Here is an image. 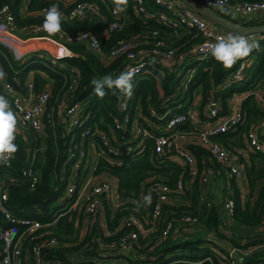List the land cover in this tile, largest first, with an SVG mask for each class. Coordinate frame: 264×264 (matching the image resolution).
<instances>
[{"label":"trees","instance_id":"1","mask_svg":"<svg viewBox=\"0 0 264 264\" xmlns=\"http://www.w3.org/2000/svg\"><path fill=\"white\" fill-rule=\"evenodd\" d=\"M22 1L0 0V7L7 5L16 27L28 30L39 25L43 28L46 13L41 14V8L47 4H56L62 14L61 31L50 35L60 38L61 33L72 35L82 29H89L96 34L103 51L127 40L128 37L144 39L146 43L142 42V44L149 45L151 38L147 34L151 30H157L159 35L166 38L172 34L171 26L159 22L154 16L136 14L137 0H128L127 11L131 19L121 29L107 33L103 31L104 20L111 14L106 0H95L101 7L102 15L82 13L72 21H67L64 15L80 0H29L25 8L21 7ZM142 3L148 12L152 13L158 9L154 0H142ZM227 16L244 24L264 22L262 16L251 19ZM189 35L186 34V36ZM28 39H32L28 42H33L30 43L31 46L45 43L47 45L45 48L52 52L58 51L49 38L30 37ZM65 43L78 55L61 56L57 58V64H53L43 53L33 52L30 49L17 54L6 43L0 41V63L9 80L13 81V77L17 76L20 79V84L15 85L21 88V84L32 72L31 81L35 92L46 87L50 89L48 107L44 114L43 132L38 133L29 126L24 128V132L16 131L14 143L17 145V152L13 154L9 166L0 164V180H4V185L8 189L7 205L13 215L17 217L30 216L42 222L54 220L53 213L60 206L58 200L63 193L65 181L60 176L61 166L68 149L73 145L72 143L79 141L80 133L87 130L86 136L99 151L96 155L93 173L106 172L112 175L116 180L118 197L123 201L114 212L107 205L104 206L105 229L120 233L121 217L133 207H138L135 198L139 199L140 193L146 189L148 183L161 180L174 187L180 177L184 180L189 179L187 165L173 160L170 157L172 151H166L162 155L153 153L154 136L157 132L155 129L153 130L151 124H160L172 113L186 109L187 104L185 105L184 101L190 100V93L195 86H201L204 103L210 90H214V96L220 99H218L220 109L217 117L227 111L226 101L233 92L247 91L261 80L264 86V33L261 39L255 43L258 47L253 48L248 55L251 57V63L245 76L224 88L218 87L220 86L218 84L225 81L228 74L234 72L239 60L231 68H225L212 54L199 60L194 63V70H190L188 73L190 78L187 81L186 90L181 83L180 75L178 76L167 69L165 72H159L152 66L157 61L153 56L148 55L146 66L139 72H135L133 77V94L131 98H128V106L132 116L134 107L139 108L138 122L143 126L142 128L150 131V135L141 136L144 144L142 152L117 153L116 156L120 158L121 162L110 163L109 156L113 153L109 151V146L103 143L98 131L105 132L109 137L110 145L118 148L125 146L127 140L132 136L129 134L128 128L126 131L118 128L112 119L114 114L119 113L117 106L122 94L116 90L106 89L107 94L103 99H99L91 82L93 79H99L105 75L115 78L123 72V65L120 64L122 55L110 62H104L83 42ZM173 44L179 46V51L190 48L184 40L176 41ZM37 47H42V45ZM25 56L26 58L23 59ZM192 65H188L187 68L190 69L193 67ZM68 71H73L79 76L73 100L84 101L83 112H89V117L74 128L72 125L73 116L65 115V105L62 100L63 92L68 85ZM0 95L8 99L1 88ZM202 106L203 104H201ZM151 109L154 111L151 112ZM240 110L244 116L243 122L229 126L225 131L214 134L213 138L226 145L229 143L244 144L242 134L262 120L264 110L260 108L253 93H248L242 99ZM165 112H167L166 115L162 116ZM144 117H147L149 121H145ZM128 126L127 123L126 127ZM181 126L184 127V125ZM41 145H44V149L39 152L37 148ZM189 147L196 157L198 172L205 165L218 167L214 159L206 161L202 156V152H207L202 144H189ZM28 153L30 156L35 154L40 168V180L33 188L29 187L26 180L22 181L21 175V169L26 164ZM244 173L250 197L242 204L238 187L233 182L231 197L234 206L228 219L220 218L218 208L213 204V201L210 206H204L198 202V177H195L185 190L188 202L164 204L163 217L169 218L190 213L197 217L195 223H199L205 233L192 236L184 233L180 235L170 233L159 243L156 240L159 230L153 232V235L156 236L150 237L151 240L139 233L137 241L128 249V251L133 249L135 253L132 254L126 250L121 251L115 257L98 251L95 240L98 232L94 228L80 237L74 216H69L67 213L60 215L47 226L61 240V244L46 247L42 251L43 259L56 258L67 264H184L186 261H190L191 264H220L229 257V251L232 250L231 258L234 259V264H264V151L249 152L248 164L244 165ZM10 177L14 180H10ZM133 197L134 199H132ZM141 210L143 209L141 208ZM0 220H2L1 215ZM1 223L5 225L3 221ZM181 226L184 225H177L178 230ZM223 226H227L228 231ZM242 230L251 232L243 234ZM46 235L42 234L37 240L45 238ZM101 235L103 236L102 233ZM103 237V240L108 239L107 236ZM224 242L227 245H224ZM1 244L0 238V251ZM74 255L82 256L83 260H75Z\"/></svg>","mask_w":264,"mask_h":264},{"label":"built area","instance_id":"2","mask_svg":"<svg viewBox=\"0 0 264 264\" xmlns=\"http://www.w3.org/2000/svg\"><path fill=\"white\" fill-rule=\"evenodd\" d=\"M199 1L223 14L238 18L251 19L257 16L264 17V0ZM28 3L29 0H23L21 7L25 8ZM106 3L111 14L109 18L104 20L103 31L107 33L121 29L131 17L127 10L122 13L114 12L116 7L115 0H106ZM154 3L158 5V9L151 13L145 10L142 0H137L135 13L143 14L144 16H154L159 22L171 26L173 33L166 38L165 36L159 35L157 30H151L147 34L151 38L149 45L142 44V42H145L144 39L140 40L135 37H128L127 40L119 42L110 49L103 51L100 48L96 34L89 29H82L72 35L61 33L60 38H55L53 36L51 37L41 26L35 25L27 31L35 35L41 34L38 37L56 39L57 43H61L62 51L56 53L47 48H38L37 46H32L28 50L31 49L33 52L43 53L48 57L50 62L57 64V58L63 56L62 52L64 51V47L68 55H78L77 52L71 51L65 43L76 41L85 43L104 62H110L114 58L122 55L120 64L123 65V72H139L146 66L148 55L153 56L157 61L152 66L159 72H164V69H162L164 65H168L170 68L175 67L179 63L178 61L183 60L184 57L185 63H181V65L185 66L187 63L193 64V67L190 68L193 71L195 68L194 63L209 57L211 55V46L217 43L221 37L226 38L230 34H241L248 39L249 43L255 44L263 36V33L260 32L242 33L232 29L219 31L208 22L205 15H201L182 0H154ZM50 6V4L44 5L40 13H46ZM82 13L102 15L101 7L97 1L80 0L64 17L67 21H72L78 14ZM180 28H185L190 36L192 35L196 38H193L195 42L194 46L181 52H179V46H174L173 44L178 41V37L175 34ZM21 30H25V28L16 27L14 18L9 12L7 5L0 7V41L6 43L17 54L22 53V50L18 49L16 40L30 38L21 36ZM181 53H183V56ZM190 57H195V60H191ZM25 58L26 56L23 57V59ZM187 60L188 62H186ZM250 63V56L239 59L237 62L238 66L230 74L232 79L239 80L243 78L247 73ZM0 68L3 69L1 63ZM67 75L68 85L63 92L62 98L65 105L64 111L66 116H73L72 125L77 126L89 117V112H83L84 101L73 100L74 89L79 82L78 74L73 71H68ZM189 78L190 76L186 78L185 83L181 82L184 88H187ZM15 84H20V79L17 76L13 77V81L9 80L7 76L4 80H0V88L8 96L12 111L17 118L16 131L24 132V128L29 126L36 132L42 133L44 130V114L50 98L49 87L35 92L30 76L24 80L21 88H18ZM258 87L261 89V93L256 89H251L250 93H253L255 96L260 95L259 99L264 103V88L262 82L258 84ZM213 97L211 96L207 103V116L209 117H217L220 109L219 103ZM117 107L119 113L112 116L113 123L122 130L126 131L128 128L129 134L132 137L127 140L125 146L118 148L110 145L109 137L105 132L101 130L98 132L103 143L109 146V151L113 153L109 156V161L114 160L116 163H120V158L116 154H122L124 151L142 152L144 144L141 136L150 135V131L142 128L143 126L139 124L138 107H134L133 116L131 115L128 106V97L121 95ZM153 111L151 109V112ZM166 113L162 116H165ZM144 120L149 121L147 117H144ZM196 120L194 110L192 108H186L172 113L160 124H151L153 130L155 129L157 132L154 136L153 153L162 155L166 151H172L180 158V163L187 165L189 179L184 180L180 177L174 187L169 186L161 180L148 183L146 189L140 193L139 199L135 198L138 207H133L121 217L119 223L120 233L118 234L116 231L105 229V222L104 226L99 223V212H102V206L104 209V206L107 205L114 212L123 201L118 197V201L116 202L117 185L110 179H95L93 169L95 168L96 155L99 151L93 148L95 152L93 155L91 154L90 144H92V147L94 144L86 136L87 130L80 133L79 141H72L73 145L68 149V153L61 166L60 176L65 180L64 188L58 200L60 206L53 213L55 215L53 221L42 222L30 216L17 217L13 215L7 205L8 189L4 185V180H0V215L2 216V220H0V238L2 241L0 264H16V260L21 259L23 255L28 256L34 264H67L56 258L45 260L42 256V251L46 247L61 244V240L47 226L54 222L60 215L67 213H69V216H74L75 225L80 231V237H83L93 228L98 232V235L95 236L98 251L106 254H109L113 250H118L119 253L128 250L137 241L139 233L145 235L159 230L156 238L157 243H159L170 233H174L177 230L178 224H194L197 217L190 215V213H183L169 218L163 217L164 204L169 202V200L171 202L174 195L185 194V190L190 186L192 180L198 177L197 200L201 205L210 206L212 200L208 194V184L212 175L215 173H223L227 178H240L244 175V169L240 165L241 160L235 152L231 151L230 144L226 145L222 141L213 138L214 134L225 131L229 126L243 122L244 116L242 112L234 109L226 119L216 124L211 122L196 124ZM127 123L129 125L128 127H126ZM181 125H184V127ZM262 126H264V117L255 126L248 128L243 133L249 149L253 152L264 151V138L260 135V128ZM193 134L198 136L199 142L207 150L208 155L219 164L218 167L205 165L198 172L194 153L189 148H186L187 144H183ZM37 149L39 152H42L44 145L39 146ZM10 162L11 159L7 162H0V164L9 166ZM220 166H222L223 170L219 169ZM21 170L22 181L26 180L29 187L33 188L40 180V168L38 161L35 159V154L31 156L29 153L27 154L26 164ZM10 180H14V178L10 177ZM145 197H150V203L145 201ZM114 199L115 202H113ZM114 205H116L115 209ZM233 206L234 201L232 197H225L223 207L227 209L229 214L232 213ZM2 221L5 225L1 223ZM101 233L103 236H107L108 239L103 240L104 237ZM42 234L48 235L43 239L37 240ZM231 251H229V257L225 258L220 264H234V259L231 258ZM73 258L79 261L83 260L82 256L74 255Z\"/></svg>","mask_w":264,"mask_h":264},{"label":"crops","instance_id":"3","mask_svg":"<svg viewBox=\"0 0 264 264\" xmlns=\"http://www.w3.org/2000/svg\"><path fill=\"white\" fill-rule=\"evenodd\" d=\"M215 12H217L219 14L222 13V12H220L218 10H215ZM224 15L227 16L226 14H224ZM205 18L208 20V22L211 25H213L215 28H217V30H219V31L229 30L227 28H224L220 24H218L215 20L210 19L206 15H205ZM245 19H250V18H245ZM172 33H173V31H172ZM188 33L189 32L188 31L186 32L185 28H180L179 31L175 35H176V37H178V41L184 40V42L187 44V46L191 47V46L195 45V42L193 40V38H195V37H193L192 35L191 36L190 35L186 36V34H188ZM51 41H53V43H54V48H57V50H58V51H56V53L61 52L62 51V47L60 46L61 43H57L56 39H54V38L51 39ZM43 44H45V43H43ZM20 47H24V46H20ZM28 47H32V46L28 45ZM38 48H45V47H38ZM23 49H21V50H23ZM179 52H181V51H179ZM62 54H63V56L68 55L66 50H65V47H64V51L62 52ZM71 55H75V54H71ZM181 55L183 56V53H181ZM184 60H185V57H184L183 60H179L178 61L179 63H177L175 65V67H173V68H170L168 65H164L163 66L164 67V72H165L166 66H167V67H169L171 69L169 71L174 72L178 76H179V74L182 76L184 73H186V78L189 77L188 73H189L190 69L184 68V70L182 72H180V70L182 69L181 68V66H182L181 63H185ZM31 75H32V72L29 73L30 77H31ZM236 82H238V80L232 79L231 75L228 74V76L226 77L225 81H223L221 84H218V85H220L218 87H220V88L228 87L229 85L234 84ZM261 82H262V80L259 81L251 89L252 90L256 89L257 91H259L261 93V89L258 87V84L261 83ZM262 84H263V82H262ZM251 89H249L247 91H235V92H233L232 95L226 101V106H227L226 110L227 111L225 113H221L219 115V117H209V116H207V103L209 102L211 96H214V94H213L214 90L213 89L210 90V92L208 94V98H207L206 102L204 103L203 102V91L201 89V86H195L192 89L191 93H190V100H188V101L185 100L184 104L185 105L187 104L186 108H192L194 110V112L196 114V118H197L196 124H200V123H204V122H211L213 124H216V123H220L224 119H226L227 116L229 114H231L234 109L235 110H240L242 99L248 93H250ZM259 96L260 95H256V96L254 95L255 100L259 103L260 108H263V110H264V103L261 102V100L259 99ZM213 98H215L217 100V102L219 103V100H220L219 98H216L215 96ZM201 104H203L202 107H201ZM260 135L262 137L264 136V126H262L260 128ZM242 138H243L244 144L239 145V144H236V143H229L230 144L229 147H230L231 151L235 152L237 154V156H239V158L241 160V164L240 165L244 169V165L248 164V154H249V152L251 150L249 149V147L247 145V142H246V139H245L243 134H242ZM199 141L200 140L198 139V136L193 134V135H191L189 137V139L187 141H184L183 144H187L186 148H190L189 144H195V145L201 144ZM202 156L205 157L206 161H209V160L213 161L212 158L205 151L202 152ZM170 157L173 160H175L176 162H181L180 158L177 155H175L173 152L170 154ZM218 166H219V164H218ZM215 167H217V166H215ZM219 169L223 170L222 166H220ZM94 175H95V179H97V180L98 179H107L109 177H113L112 175H110V174H108L106 172L94 173ZM113 179L115 180V178H113ZM233 182H234L235 185H237L238 190H239V194H240V201H241L242 204H244L246 202V200H248L249 197H250L249 189H248L246 178H245V173H244V175L242 177L233 178V179L229 178V177L227 178L225 176V174H223V173H215L214 175L211 176L209 184H208V194H209L211 200L213 201V204H215L216 207L218 208V211H219V214H220V218H222V219H228V217H229L228 215H230L227 212V209H225L223 207V200L227 196H230V197L232 196V190L233 189H232L231 186H233L232 185ZM254 193H255V191H254ZM186 202H188V199L183 194V202H180V201L176 202V199H172L171 202L169 200V202H167L166 204H169V203H171V204H183V203H186ZM103 216H104V213H103ZM104 222H105V218L102 219L101 211H100L99 212V223L104 226ZM16 264H34V263L32 262V260L28 256L23 255V257L21 259H17L16 260Z\"/></svg>","mask_w":264,"mask_h":264},{"label":"clouds","instance_id":"4","mask_svg":"<svg viewBox=\"0 0 264 264\" xmlns=\"http://www.w3.org/2000/svg\"><path fill=\"white\" fill-rule=\"evenodd\" d=\"M114 12L122 13L127 10L128 0H115ZM61 12L56 4L49 7L43 22V28L52 35L61 31ZM258 47L254 43H249L248 39L241 34L221 37L217 43L211 46V54L225 68H231L237 60L250 54L253 48ZM134 71L121 72L113 78L105 75L99 79H93L94 92L99 99H103L107 90H116L120 94L131 98L133 94ZM6 73L0 68V80H4ZM115 94V93H113ZM17 118L12 111L9 100L0 95V162H7L17 152L15 141ZM94 144V143H93ZM95 145V144H94ZM145 201L150 203V197H145Z\"/></svg>","mask_w":264,"mask_h":264},{"label":"water","instance_id":"5","mask_svg":"<svg viewBox=\"0 0 264 264\" xmlns=\"http://www.w3.org/2000/svg\"><path fill=\"white\" fill-rule=\"evenodd\" d=\"M187 3L191 8L200 13L201 15H206L210 19L215 20L218 24L223 26L224 28L232 29L238 32L246 33V32H260L264 33V22L259 24H244L239 21L230 18L229 16H225L215 12V10L199 0H182ZM120 253L118 250H113L109 252L111 256H118Z\"/></svg>","mask_w":264,"mask_h":264},{"label":"rangeland","instance_id":"6","mask_svg":"<svg viewBox=\"0 0 264 264\" xmlns=\"http://www.w3.org/2000/svg\"><path fill=\"white\" fill-rule=\"evenodd\" d=\"M97 17V16H96ZM228 29V28H227ZM38 33H40V32H38ZM20 35L21 36H26V37H31V36H36V37H38V36H41V34H37V35H35V34H32V33H30V32H28L27 30H21V32H20ZM52 37V36H51ZM18 45H20V44H18ZM36 45V44H35ZM39 45H42V47H46L47 45L46 44H39L38 43V45L37 46H39ZM29 46H31V45H29ZM19 48V47H18ZM30 47H26V48H24L21 52H23V51H25V50H28ZM191 58V60H195V57H190ZM186 62H188V60L186 61ZM188 65H190V63H187V65H183V66H181V70H180V72H182L183 70H184V68H187V66ZM160 68H162V67H160ZM162 69H164V68H162ZM166 69L167 70H171L169 67H167L166 66ZM179 74V73H178ZM180 75V74H179ZM181 76V75H180ZM181 80H182V82L183 83H185L186 82V73H184L182 76H181ZM263 88H264V86H263ZM186 90H187V88H186ZM261 104V103H260ZM73 128H74V125H73ZM91 145V147H90V152H91V154L93 155L94 154V150H93V148L94 149H97L96 148V145H93V147H92V144H90ZM110 163H116L114 160H111V161H109ZM114 177H109V178H107V179H110L115 185H116V181L113 179ZM116 196V202L118 201V193L115 195ZM184 196H185V194H184ZM173 199H176V202L177 201H180V202H183V194L182 195H180V194H177V195H174L173 196ZM113 202H115V199L113 200ZM116 208V205H114V209ZM103 213H104V209H103V206H102V212H101V217H102V219L104 218V216H103ZM231 215V214H230ZM230 215H228L229 217H230ZM144 225V224H143ZM146 225H148V224H146ZM224 227V229L226 230V231H228V227L227 226H223ZM205 233V231H203V227H201L200 226V224L199 223H194V224H188V225H184V226H181L180 227V230H178V228H177V230H176V232H174V234H176V235H180V234H182V233H184V234H186V235H188V236H192V235H196V234H198V233ZM242 232H243V234L244 233H246V232H251V231H246V230H242ZM143 236V235H142ZM153 236H156V235H153V231L152 232H150V233H148V234H145V237H147L148 238V240H151L152 238H150V237H153ZM224 245H227L225 242H224ZM128 251V250H127ZM132 254L133 253H135V251L132 249V250H129ZM128 251V252H129ZM190 261H186V263L184 262V264H191V263H189ZM191 262H195V261H191Z\"/></svg>","mask_w":264,"mask_h":264},{"label":"bare ground","instance_id":"7","mask_svg":"<svg viewBox=\"0 0 264 264\" xmlns=\"http://www.w3.org/2000/svg\"><path fill=\"white\" fill-rule=\"evenodd\" d=\"M30 40H32V39H25V40L18 39V40H16V44L18 45L20 42H23V43H20V45H18V47L19 48H25L26 45H29L30 43H33V42L28 43ZM20 46H24V47H20Z\"/></svg>","mask_w":264,"mask_h":264}]
</instances>
